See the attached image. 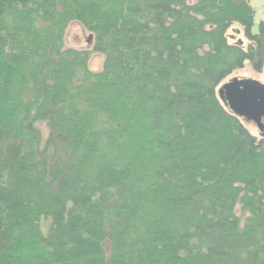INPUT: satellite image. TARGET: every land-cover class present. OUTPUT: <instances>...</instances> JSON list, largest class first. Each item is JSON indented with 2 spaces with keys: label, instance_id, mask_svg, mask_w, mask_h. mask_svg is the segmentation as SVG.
Masks as SVG:
<instances>
[{
  "label": "trees",
  "instance_id": "trees-1",
  "mask_svg": "<svg viewBox=\"0 0 264 264\" xmlns=\"http://www.w3.org/2000/svg\"><path fill=\"white\" fill-rule=\"evenodd\" d=\"M254 16L250 0H0V264H264V133L216 91L262 71ZM71 24L90 47L65 46Z\"/></svg>",
  "mask_w": 264,
  "mask_h": 264
},
{
  "label": "rangeland",
  "instance_id": "rangeland-1",
  "mask_svg": "<svg viewBox=\"0 0 264 264\" xmlns=\"http://www.w3.org/2000/svg\"><path fill=\"white\" fill-rule=\"evenodd\" d=\"M250 3L256 9L257 12L254 17V26L252 29L253 32H256L259 21L261 19H264V0H250ZM226 35L230 43L240 44L243 47L246 46L248 43L244 37L241 26L237 23H234L229 27V29L226 32ZM64 42L66 47L87 48L89 46L88 45L89 33L84 29H82L81 26L77 24H71L66 30ZM102 63H103L102 54L95 52L91 53L89 58V66L91 69L93 70L100 69ZM232 77L252 78L264 83V67L261 72L257 73L254 72L250 68L249 63L246 62L245 66L242 69L236 70L230 76H228L220 85H218L216 91H218L219 88H221L222 85L226 84ZM246 127L252 134L259 136L260 130L252 122L247 123Z\"/></svg>",
  "mask_w": 264,
  "mask_h": 264
},
{
  "label": "water",
  "instance_id": "water-1",
  "mask_svg": "<svg viewBox=\"0 0 264 264\" xmlns=\"http://www.w3.org/2000/svg\"><path fill=\"white\" fill-rule=\"evenodd\" d=\"M234 115L245 116L264 133V83L252 78L232 77L218 90Z\"/></svg>",
  "mask_w": 264,
  "mask_h": 264
},
{
  "label": "crops",
  "instance_id": "crops-1",
  "mask_svg": "<svg viewBox=\"0 0 264 264\" xmlns=\"http://www.w3.org/2000/svg\"><path fill=\"white\" fill-rule=\"evenodd\" d=\"M250 4H251V3H250ZM252 7H253V6H252ZM253 8H254V7H253ZM254 10H255V15H256V13H257V12H256V9L254 8ZM254 17H255V16H254Z\"/></svg>",
  "mask_w": 264,
  "mask_h": 264
}]
</instances>
